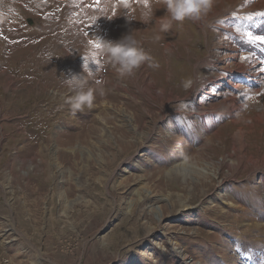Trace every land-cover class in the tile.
<instances>
[{"label": "rangeland", "instance_id": "obj_1", "mask_svg": "<svg viewBox=\"0 0 264 264\" xmlns=\"http://www.w3.org/2000/svg\"><path fill=\"white\" fill-rule=\"evenodd\" d=\"M0 2V264H264V166H232L239 131L264 155V0L164 33L158 0ZM128 34L149 59L121 75L94 44Z\"/></svg>", "mask_w": 264, "mask_h": 264}, {"label": "clouds", "instance_id": "obj_2", "mask_svg": "<svg viewBox=\"0 0 264 264\" xmlns=\"http://www.w3.org/2000/svg\"><path fill=\"white\" fill-rule=\"evenodd\" d=\"M158 2L166 10L165 15L160 18L158 33L167 32L174 22L180 23L186 19L200 21L213 6V0H158ZM127 6L125 4V7ZM10 11V3L0 2V21H6L9 18ZM139 11L142 22L148 23L152 20L153 9L150 0H143V5ZM126 20L129 21L127 18ZM155 39L159 41L161 36L156 35ZM94 49L98 50L99 54L106 57L107 60L118 65L121 75H131L134 70L149 59L144 50L137 46V41L131 39L129 34L119 41H108L99 38L94 44ZM43 55L46 59L54 57L51 52L43 53ZM151 66L158 67L157 64ZM86 83L87 81L81 79L80 75H73L69 81L70 87L74 92L70 97L69 103L74 113L93 107L95 100L94 91L91 88L86 89ZM101 95H103V92H101Z\"/></svg>", "mask_w": 264, "mask_h": 264}, {"label": "bare ground", "instance_id": "obj_3", "mask_svg": "<svg viewBox=\"0 0 264 264\" xmlns=\"http://www.w3.org/2000/svg\"><path fill=\"white\" fill-rule=\"evenodd\" d=\"M72 1V0H71ZM49 26V25H48ZM137 28V27H136ZM135 29V27H134ZM79 32V31H78ZM77 32V33H78ZM146 34V33H145ZM144 34V35H145ZM6 36V35H5ZM139 41V40H138ZM24 45V44H23ZM170 45V44H169ZM172 46H170V50ZM41 61V60H40ZM264 77V76H263ZM258 80L260 81V79L258 78ZM234 87L235 88H238L239 87V84L238 83H235L234 84ZM223 106V105H222ZM225 107L227 109H236L238 107V103H237V99L235 97H230L227 102L225 103ZM244 131V130H243ZM236 140V139H235ZM237 142H238V146L235 147V151L236 153L238 154V157H234L235 159H233V162H232V166H243V165H247V164H251L255 167L257 166H261L262 167L264 166V155L258 159H255L254 157L248 155V151H246V143H245V137L244 135L242 134L241 131L238 132L237 134ZM234 152V151H233ZM204 154V153H203ZM250 158H249V157ZM25 165V164H24ZM231 166V165H230ZM231 166V167H232ZM243 168V167H242Z\"/></svg>", "mask_w": 264, "mask_h": 264}, {"label": "snow or ice", "instance_id": "obj_4", "mask_svg": "<svg viewBox=\"0 0 264 264\" xmlns=\"http://www.w3.org/2000/svg\"><path fill=\"white\" fill-rule=\"evenodd\" d=\"M260 15H264V13L260 14ZM244 35L247 37V39L255 44L257 42H259L260 44L264 45V35H253L251 32H246L244 33ZM247 59V58H245Z\"/></svg>", "mask_w": 264, "mask_h": 264}]
</instances>
